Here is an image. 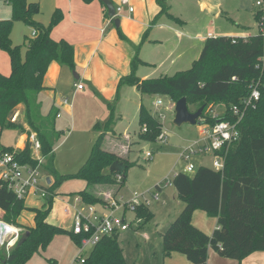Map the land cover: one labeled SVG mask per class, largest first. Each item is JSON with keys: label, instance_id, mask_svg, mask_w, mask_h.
I'll list each match as a JSON object with an SVG mask.
<instances>
[{"label": "trees", "instance_id": "obj_1", "mask_svg": "<svg viewBox=\"0 0 264 264\" xmlns=\"http://www.w3.org/2000/svg\"><path fill=\"white\" fill-rule=\"evenodd\" d=\"M11 6L12 17L0 21V48L8 52L11 73H0V135L2 130L17 129L27 135L24 148L16 153V159L23 164L34 166L35 159L29 143V136L34 133L44 157L53 159V151L61 139V132L55 129L56 110L51 107L46 115L41 114L39 94L45 90L43 79L48 66L56 62L74 70L73 47L66 41L52 39L51 29L62 17L59 9L52 14L50 22L45 25L37 20L40 5L27 0H6ZM90 3L94 0H82ZM102 3V2H101ZM159 15L181 22L170 14L167 0H157ZM103 8L105 6L102 3ZM106 11V10H105ZM105 17L112 21L106 14ZM256 20L262 26V12L257 11ZM23 22L33 30V38L25 43L22 53L20 46H14L10 34L14 23ZM182 23V22H181ZM264 56L263 35L260 32L253 37L236 38L219 36L208 38L191 69L173 76L157 79L140 80L134 73L138 59L131 62L130 75L122 78L119 87L129 85L140 94L170 96L176 103L186 98L187 105L198 104L203 108L200 124H214L218 120L235 121L231 108L239 107L243 112L239 123L240 140L226 152L218 153L222 157L221 170L208 167L198 168L194 174L178 173L172 177L171 184L184 206L181 212L160 235L164 255L179 253L191 264H206L208 251L212 249L218 256L241 261L247 255L264 252ZM256 86L260 92L258 101L244 107L251 88ZM223 103L226 110L219 117L207 116L212 111L208 106ZM211 103V104H210ZM25 106V123L27 127L11 121L10 116L19 105ZM108 120L94 129L102 133L95 140L86 162L74 173L59 175L55 169H45L54 178L49 185L50 195L45 198V209H31L34 226L27 227L18 223V218L25 210L24 199H19L0 180V221L19 230L18 243L7 253L0 250V264H26L33 256L44 251L57 234H68L75 244L77 236L70 231L47 222L52 209L57 189L68 180H82L86 188L78 193L83 204L99 205V199L90 186L94 184L117 185V173L110 172L109 167L118 158L102 147L107 132H111L114 120V104H107ZM207 109V112H205ZM206 113V114H205ZM146 127V132L142 129ZM141 141H156L162 135V124L143 105L139 109V130L136 133ZM13 151L0 145V154ZM52 161V160H51ZM124 171L133 164L122 162ZM46 165V166H45ZM121 180V181H122ZM117 192V193H118ZM196 210L217 218V228L211 236L204 234L191 223ZM132 212L141 220V225L149 223L154 215L144 204L132 207ZM118 234L104 236L87 255L84 264H127L123 250L118 242ZM50 263L54 261L49 260Z\"/></svg>", "mask_w": 264, "mask_h": 264}, {"label": "rangeland", "instance_id": "obj_2", "mask_svg": "<svg viewBox=\"0 0 264 264\" xmlns=\"http://www.w3.org/2000/svg\"><path fill=\"white\" fill-rule=\"evenodd\" d=\"M167 2L171 6L170 14L178 17L182 22L180 24H182L186 34L183 41L185 52L181 59L176 60L177 67L169 69L166 67L167 64L160 70L161 72L145 67L146 70L142 74L148 72L146 80L155 79L164 74L171 77L177 72L191 69L201 53L202 45H196V41L190 37H196L206 30L212 31L214 35H231L236 38L253 37L260 32L262 35L264 33L263 29L260 30L259 22L255 17L260 8L255 6L254 0H167ZM261 12L263 18L264 7ZM41 14V20H47L46 9ZM11 17V6L6 0H0V21ZM31 38H33V30L30 26L23 22L14 23L10 39L14 46L22 48V53L25 51V43ZM0 73L3 75L11 73L8 52L1 48ZM73 73L75 70H72V76H74ZM123 86L129 87L127 84ZM125 91L124 98H121L117 105L114 104L116 124L113 122L112 127L118 133L131 137L133 142L128 145H119L114 140L111 145H102V147L105 150L110 149L117 152L119 155H115L118 161L127 162L134 166L126 171L125 180L117 182L121 188L119 192L117 186L113 184L90 186L93 194L99 199V205H94V208L99 215H109L113 211L114 217L123 218L131 226L128 230L121 232L118 237L127 264H165L160 235L166 231L172 221L171 218L184 206L171 184L172 177L178 173L191 176L192 173H185L188 164H192L195 170L200 167L219 170L222 167V159L208 153L189 155V160L185 161L181 155L198 139L199 126L190 124L176 126L174 124L175 102L170 96L143 95L133 87ZM157 100L162 103L156 105ZM39 101L41 102V114L46 115L52 99L47 93L42 92L39 95ZM140 103L162 124L163 141L159 139L150 142L141 141L137 135L133 134V130L137 128L136 117ZM211 107L212 111L209 114L205 113L203 120H206L208 115L219 117L226 110V106L221 102L211 104L207 109L209 110ZM188 109L193 113L199 107L196 103L188 106ZM120 111L124 116L122 120L117 119V114ZM107 113L109 114V112ZM24 116L22 110L15 109L10 118L12 122L25 126ZM86 122L87 118L76 114L73 123H69L61 129L63 130L61 131V139L55 145L53 159L46 157L44 160L48 169H55L60 175H69L76 172L86 162L93 142L97 138V130L94 127L87 129V131L84 129ZM65 124L66 121L63 120V125ZM21 135L22 132L17 129L4 128L0 135V145L19 150ZM147 152L152 154L151 158L146 157ZM45 169H42L43 174L52 176ZM77 186L79 185L65 183L61 187V190L65 191L64 194L57 196L65 199L66 202L63 203L56 199L53 202L52 209L56 219L51 218V221L56 225L59 224V227L69 228L73 224L74 217L71 218L70 215L64 213L65 205L73 213L84 208L83 204L78 201V191H75ZM154 193L158 194V199L153 198ZM133 201L144 204L154 215L149 223L140 226L141 220L137 221L135 214L130 209L124 208L125 204L129 205ZM45 203V200L38 199L35 195L26 197L25 210L19 216V224L21 222L28 227L33 221L31 209L40 210ZM1 250L7 253L5 247ZM90 251L91 248L87 247L82 254H88ZM78 255L79 248L72 238L66 233L57 234L44 251L36 254L26 264H51L49 260L56 261V264H81L79 261L75 262Z\"/></svg>", "mask_w": 264, "mask_h": 264}, {"label": "crops", "instance_id": "obj_3", "mask_svg": "<svg viewBox=\"0 0 264 264\" xmlns=\"http://www.w3.org/2000/svg\"><path fill=\"white\" fill-rule=\"evenodd\" d=\"M27 1L39 3L42 12L46 9V15H48L47 20H41L40 15H42V12L37 16V20L39 19L38 21H41L45 25L50 22L54 11L59 9L62 13L61 20L51 29L50 35L53 40H64L73 47L74 76H72V69L52 62L48 66L43 79L45 90L42 92L47 93L52 99L49 109L54 107L56 110L57 114L54 126L55 129L60 132L63 131L61 129L66 127L67 124L73 123L76 114L87 118V122L84 126L86 131L87 129L93 128L96 124L102 126L109 118L107 104L113 103L117 105L121 98H124L123 94L126 92L125 90L130 88L124 86L119 87V83L122 78L130 75L132 71L131 62L135 58L138 59L139 62L134 68V73L140 80H146L145 78L148 77L146 75L148 72L142 74L146 70L145 67H150L159 71L167 64L166 67L169 69L177 67L176 60L181 59L183 57L182 54L185 52L183 41L186 34L182 24H180L181 22L172 20L166 15H159L160 8L157 0H127L128 5L123 6L121 12L116 16L120 20L118 27L115 26L114 22L109 21L105 17L107 11H105L106 8H103L100 0H94L90 3H84L82 0ZM109 1L114 7H117L122 0ZM129 7L133 9L131 12L128 10ZM171 16L178 18L172 14ZM178 20L180 21L179 18ZM262 20L264 22V16ZM262 29L264 30V26H262ZM167 35L168 37H166ZM211 37H219V35H214L212 31L206 30L204 33L190 38L196 41V45H202L203 47L205 41ZM230 37L232 36L230 35ZM163 76L168 75L164 74L160 77ZM78 84L82 85L83 88L81 90L77 89L76 85ZM141 105L143 104L140 103L138 106L136 117L137 128L133 130L134 135H136L139 130V109ZM16 109L22 110L25 115L24 105L21 104ZM123 117L122 111H120V113L117 114V119L122 120ZM57 120L60 121L57 122ZM63 120L66 121L65 125H63ZM114 122L116 124V121ZM24 127L27 126L25 125ZM100 133H102V130L97 131L96 137H98ZM199 137L200 127L198 139L196 141L199 140ZM96 139L97 138H95V140ZM114 140L116 144L119 143V145H128L133 142L131 137L118 133L116 129L112 127L111 132L106 133L102 145H111V142ZM26 141L27 135L22 134L19 150L17 151H21L24 148ZM30 147L32 150L31 145ZM106 151L119 155L117 152L110 149H106ZM37 155H41V153H37ZM32 156H35V152L32 153ZM45 176L51 184L54 177L49 175ZM65 183L78 184L79 186L75 188V191H78V193L86 188V182L82 180L65 181L57 189L53 202L55 199L63 203L66 202L65 199H61L60 196H57L58 194H64L63 192L65 191H62L61 187ZM37 198L40 199L39 197ZM65 208L66 205L63 209L64 213ZM42 209H45V205ZM182 209L183 207L181 210ZM181 210H178L177 214L171 218L172 221ZM65 214L70 215L71 218L74 217V213L69 209ZM32 216L33 221L28 227L34 226L33 213ZM51 218H55L53 209L50 211L47 222L54 224ZM191 223L208 236H211L213 231L217 228V218L210 217L200 210H196L193 213ZM20 224L23 225L21 222ZM56 226L59 227V224ZM61 228L70 231L71 226L69 228ZM163 256H165V264H191L179 253L173 252L168 255L163 254ZM56 263L57 262L54 261L51 264ZM206 264H264V252H253L244 257L241 261H235L222 258L218 256L215 251L209 249Z\"/></svg>", "mask_w": 264, "mask_h": 264}, {"label": "built area", "instance_id": "obj_4", "mask_svg": "<svg viewBox=\"0 0 264 264\" xmlns=\"http://www.w3.org/2000/svg\"><path fill=\"white\" fill-rule=\"evenodd\" d=\"M254 4L257 8L262 9L264 7V0H254ZM125 5H128V1L122 0L121 3L115 7L116 16L121 12L122 7ZM128 10L131 12L133 9L129 7ZM262 64L264 66V62ZM76 87L78 90L83 88L80 84L76 85ZM259 98L260 92L256 86H253L249 96L243 100V106L247 107L253 102L258 101ZM161 103L162 102L158 100L156 105H160ZM231 111L233 116L236 117L235 121L218 120L212 125L201 124L199 126V140L186 148L184 153H182L181 158L188 161L189 155L208 153L217 156L218 153L226 152L231 146L236 145L241 136L238 126L242 119L243 112L237 106H233ZM146 130V127H144L142 132H146ZM163 139L164 137L161 135L159 140L163 141ZM29 143L32 146V151L35 152L33 158L35 159L36 164L31 166L18 161L16 159V153L19 151L17 150L10 152L6 151L0 154V180L3 181L7 185V188L19 199H25L30 195L45 199L50 195L48 190L50 183L42 172L45 157L37 155V153H40V146L34 133L29 136ZM185 153L187 154L185 155ZM146 157L151 158L152 154L147 152ZM217 157L220 156L218 155ZM220 158L222 159V157ZM195 171V167L192 164H188L185 168V173L194 174ZM116 179L118 182L121 181V174H117ZM153 198L158 199V194L154 193ZM78 201L83 204L80 197H78ZM136 203L139 204L138 201H133V203L130 202L129 205L125 204L124 208L132 211V207L137 205ZM83 206L84 208L82 210L74 213L73 224L70 228L71 234L77 236L79 239V243L77 244L79 255L75 258V262L79 261L81 264H84L87 255L90 253L84 254L85 256L82 254L87 247H90L92 250L104 236L119 235L121 232H124L131 227L123 218L114 217V212L111 210L109 215H99L97 214L94 205L83 204ZM67 212L68 208L66 207L65 213ZM19 238L20 233L17 228L0 221V250L5 247L8 252L19 242Z\"/></svg>", "mask_w": 264, "mask_h": 264}, {"label": "water", "instance_id": "obj_5", "mask_svg": "<svg viewBox=\"0 0 264 264\" xmlns=\"http://www.w3.org/2000/svg\"><path fill=\"white\" fill-rule=\"evenodd\" d=\"M106 8L107 16L113 20L116 27L119 26L120 20L116 17L115 7L109 0H100ZM203 108H199L195 112H190L188 109L186 98H181L175 103V117L174 124L176 126H182L183 124L200 125L199 119L202 115ZM110 172L122 174L124 171V164L120 161H115L109 167ZM49 182V180H48ZM24 238L20 239L18 246L24 242ZM1 264H5L2 262Z\"/></svg>", "mask_w": 264, "mask_h": 264}]
</instances>
